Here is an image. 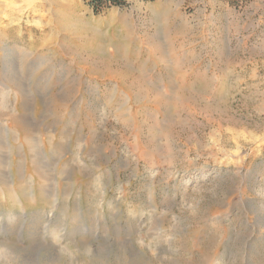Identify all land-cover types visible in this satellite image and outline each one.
<instances>
[{
    "label": "rangeland",
    "instance_id": "1",
    "mask_svg": "<svg viewBox=\"0 0 264 264\" xmlns=\"http://www.w3.org/2000/svg\"><path fill=\"white\" fill-rule=\"evenodd\" d=\"M124 2L0 0V264H264V0Z\"/></svg>",
    "mask_w": 264,
    "mask_h": 264
},
{
    "label": "bare ground",
    "instance_id": "2",
    "mask_svg": "<svg viewBox=\"0 0 264 264\" xmlns=\"http://www.w3.org/2000/svg\"><path fill=\"white\" fill-rule=\"evenodd\" d=\"M3 50L4 49H2V51ZM10 51L11 50H4L3 51L4 53H6V52L9 53V57L5 58V60H4V70H5L4 71V76L6 77L5 78V83L7 84V88L8 89L9 88L13 89L15 92L18 93V91L22 92V89H24L25 86L22 83V81H21L22 79L19 76V74H16V71H14L13 68L11 67L12 58H10V56H12L13 54ZM14 56L15 55H13V57ZM1 85H2V83H0V86ZM23 102H24L25 105L29 104V100H27V101L23 100ZM8 117L10 119V127L9 128H11V129H9L10 130L9 135H10V138L12 139L10 141L17 142L16 139H18V142L20 143V145L24 146V149H25L24 150L25 169H26V171H28V170L30 171V168H34L35 169V171H36L37 175L39 176L41 182H43V186L42 185L41 186H42V193H44V192H46V189L50 188V187H48V188L45 187L46 186V181L49 178L48 177L49 168L46 165H44L41 162L40 158L38 157V154H37V147L38 146H36V141H35V126L33 124H31L26 119V116L22 117L20 115V117H17V116H13L12 114H8ZM15 126L17 127L16 129H19L18 131L20 132V134L17 135L18 138H16V139H15V137H16L15 135L16 134L12 130V128H15ZM4 131H5V129H4ZM9 145H10V148L12 147V150H15L13 152V154H16V156L19 158L20 156L16 152V147L12 146L11 144H9ZM58 147H59V145H58ZM44 148H45V146H44ZM56 148H52L51 145L48 146V149H50V151L53 153L54 156H57V154L54 152V151H56ZM3 149L4 148L2 146V125L0 124V178H2V181H4V177H5L4 176L5 154H4V150ZM19 149H18V151H19ZM11 154H12V152H11ZM20 166L21 165H20V162H19V168H21ZM10 168L12 169L11 171L14 170V163H13V160H11V158H10ZM19 172H20V170H19ZM21 264H25V263H21Z\"/></svg>",
    "mask_w": 264,
    "mask_h": 264
},
{
    "label": "trees",
    "instance_id": "3",
    "mask_svg": "<svg viewBox=\"0 0 264 264\" xmlns=\"http://www.w3.org/2000/svg\"><path fill=\"white\" fill-rule=\"evenodd\" d=\"M154 1V0H146ZM233 6H240L250 0H228ZM88 6L91 8L94 14H99L103 10L108 8L123 7L125 5L124 0H87Z\"/></svg>",
    "mask_w": 264,
    "mask_h": 264
}]
</instances>
